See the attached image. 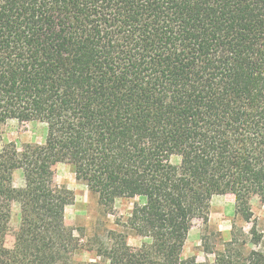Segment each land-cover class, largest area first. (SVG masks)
<instances>
[{
	"label": "trees",
	"instance_id": "obj_1",
	"mask_svg": "<svg viewBox=\"0 0 264 264\" xmlns=\"http://www.w3.org/2000/svg\"><path fill=\"white\" fill-rule=\"evenodd\" d=\"M6 119L47 134L0 149V264H73L81 241L56 163L106 212L144 198L89 242L108 264H264L248 201L264 202V0H0V140ZM225 194L250 231L233 221L222 248L203 234L212 262L183 257L193 221L206 229ZM7 200L21 209L12 248ZM129 235L148 240L135 252Z\"/></svg>",
	"mask_w": 264,
	"mask_h": 264
},
{
	"label": "rangeland",
	"instance_id": "obj_2",
	"mask_svg": "<svg viewBox=\"0 0 264 264\" xmlns=\"http://www.w3.org/2000/svg\"><path fill=\"white\" fill-rule=\"evenodd\" d=\"M2 137L0 149L12 143L17 148L25 143H44L47 134V126L40 121H20L18 119H6L2 122ZM181 157L173 154L170 157L172 163H180ZM58 187L66 196L65 221L75 229L80 238L81 249L73 256V264H108V262L96 256V249L90 248L89 242L98 239L107 240L109 231L120 229L132 211L135 203H143L144 198L122 197L118 198L109 211H105L98 202V197L91 193L88 186L82 180L76 178L71 166L66 163H56L50 167ZM13 185H24L22 170H16L12 175ZM254 216L253 221L257 224V232L263 234L264 244V202L259 196L251 194L248 197ZM11 206V220L6 235V246L12 248L15 236L20 225L21 209L17 200H7ZM233 221L248 233L253 225L252 222H244L235 215V197L233 194L215 195L212 199L208 227L204 228L202 219H195L189 232L183 257L195 256L199 262H212L214 253H207L203 249L202 237L205 234L206 243L212 248H222V243L230 238ZM148 239L129 235L128 245L132 251L138 252L142 243ZM264 248V245H262Z\"/></svg>",
	"mask_w": 264,
	"mask_h": 264
}]
</instances>
